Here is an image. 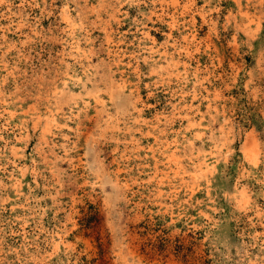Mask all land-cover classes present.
Listing matches in <instances>:
<instances>
[{"label":"rangeland","instance_id":"obj_1","mask_svg":"<svg viewBox=\"0 0 264 264\" xmlns=\"http://www.w3.org/2000/svg\"><path fill=\"white\" fill-rule=\"evenodd\" d=\"M0 264H264V0H0Z\"/></svg>","mask_w":264,"mask_h":264}]
</instances>
